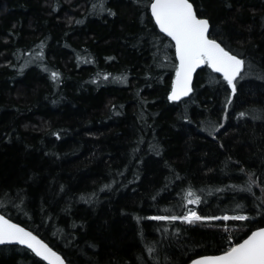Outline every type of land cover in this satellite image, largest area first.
<instances>
[{"label": "trees", "instance_id": "trees-1", "mask_svg": "<svg viewBox=\"0 0 264 264\" xmlns=\"http://www.w3.org/2000/svg\"><path fill=\"white\" fill-rule=\"evenodd\" d=\"M151 2L0 0V213L69 264H188L264 227V0H190L246 68L233 97L204 65L180 101ZM188 209L255 219H148ZM0 264L46 263L7 245Z\"/></svg>", "mask_w": 264, "mask_h": 264}, {"label": "snow or ice", "instance_id": "snow-or-ice-1", "mask_svg": "<svg viewBox=\"0 0 264 264\" xmlns=\"http://www.w3.org/2000/svg\"><path fill=\"white\" fill-rule=\"evenodd\" d=\"M99 8L101 11L107 10L110 15H115L111 9H106V0H101ZM150 8L156 24L175 41V54L179 59L175 71L176 78L168 98L172 101H180L188 97L193 91L191 87L193 73L201 65H208L216 73H222L223 81L230 86L231 96H236L237 78H243L246 59L222 46V41L218 42L217 39L210 38L209 20L198 17L190 0H153ZM247 69L249 72L253 70L250 62L247 63ZM51 76L57 79L59 74L52 72ZM260 78L264 79V76ZM228 103H231V98ZM245 115V113H240L241 117ZM240 171L243 172L244 169L241 168ZM254 177L255 173L249 172L247 186L239 188L238 191L251 193L253 185L257 183ZM188 196L192 197L193 193L189 192ZM187 202L198 205L201 203V198L196 196L195 199L190 198ZM237 208L243 209L244 206L238 204ZM261 209H264V204L255 206L257 215H261ZM148 219L168 222L180 220L193 224L196 221L221 219L223 221H250L255 217L246 214L224 215L223 217L201 216L196 211L188 209L183 215H156ZM7 245L26 246L36 257L47 261V264H67L63 255L54 251L32 231L13 223L6 215L0 214V246ZM148 251L153 253L155 249L149 247ZM192 264H264V227L252 231L242 243L230 245L222 254L203 256L193 260Z\"/></svg>", "mask_w": 264, "mask_h": 264}, {"label": "water", "instance_id": "water-1", "mask_svg": "<svg viewBox=\"0 0 264 264\" xmlns=\"http://www.w3.org/2000/svg\"><path fill=\"white\" fill-rule=\"evenodd\" d=\"M152 2H153V0H152ZM151 2V3H152ZM151 3H150V5H151ZM193 7H194V5H193ZM149 10H150V14H151V8H150V6H149ZM194 10H195V7H194ZM196 11V10H195ZM151 17H152V15H151ZM199 17V16H198ZM201 18V17H200ZM152 19H153V21H154V23H155V25L157 26V28H158V30L164 35V36H166V37H168L171 41H172V43H173V45L175 44V41L174 40H172V38L171 37H169V36H167V34L166 33H164L161 29H160V27H159V25L158 24H156V22H155V18L154 17H152ZM211 38V37H210ZM174 50H175V47H174ZM176 55V54H175ZM176 59H177V62H178V64H179V59H178V57L176 56ZM202 66H204V65H201L200 67H198L195 71H194V73H193V77H192V83H191V87H192V84H193V80H194V77H195V75H196V73L198 72V70H200V68L202 67ZM220 74H222V73H220ZM223 75V74H222ZM176 78V77H175ZM174 81H175V79H174ZM1 214V213H0ZM13 223H16V222H14V221H12ZM17 224H19V223H17ZM22 226V225H21ZM22 227H24V226H22ZM261 228V227H260ZM27 229V228H26ZM27 230H29V229H27ZM30 231V230H29ZM255 231V230H254ZM34 235H36L35 233H33ZM251 234V233H250ZM249 234V235H250ZM248 235V236H249ZM247 236V237H248ZM39 237V236H38ZM247 237L245 238V239H247ZM40 238V237H39ZM41 239V238H40ZM41 240H43V239H41ZM244 240V239H243ZM243 240L241 241V242H239V243H242L243 242ZM44 241V240H43ZM45 242V241H44ZM45 243H47V242H45ZM48 244V243H47ZM49 245V244H48ZM20 246V245H19ZM22 247H24V248H26V246H22ZM49 247H51L50 245H49ZM27 249V248H26ZM29 250V249H28ZM54 250V249H53ZM31 251V250H30ZM54 251H56V250H54ZM34 254V253H33ZM220 254H222V253H220ZM220 254H208V255H220ZM35 255V254H34ZM203 256H207V255H202V256H199V257H197V258H195V259H198V258H201V257H203ZM38 258H40V257H38ZM41 260H42V258H40ZM195 259H193V260H195ZM192 260V261H193ZM44 261V260H43ZM192 261H190L188 264H192ZM46 264H47V261H44ZM67 262V261H66ZM67 264H69L68 262H67Z\"/></svg>", "mask_w": 264, "mask_h": 264}, {"label": "bare ground", "instance_id": "bare-ground-1", "mask_svg": "<svg viewBox=\"0 0 264 264\" xmlns=\"http://www.w3.org/2000/svg\"><path fill=\"white\" fill-rule=\"evenodd\" d=\"M53 248V247H52ZM54 249V248H53ZM55 250V249H54ZM57 251V250H56ZM58 252V251H57ZM59 253V252H58Z\"/></svg>", "mask_w": 264, "mask_h": 264}]
</instances>
